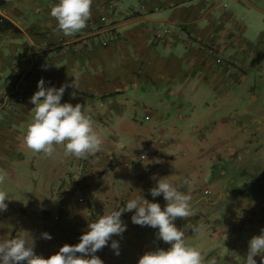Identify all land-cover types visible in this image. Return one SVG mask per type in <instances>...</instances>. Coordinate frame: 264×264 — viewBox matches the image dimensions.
Listing matches in <instances>:
<instances>
[{
	"label": "crops",
	"instance_id": "obj_1",
	"mask_svg": "<svg viewBox=\"0 0 264 264\" xmlns=\"http://www.w3.org/2000/svg\"><path fill=\"white\" fill-rule=\"evenodd\" d=\"M58 2L0 0V190L9 199L0 240L30 232L48 258L138 195L163 209L149 189L168 177L192 197L193 216L175 224L204 264H245L264 229V0H92L87 26L71 37L50 15ZM83 34L88 46L75 50ZM41 78L56 88L77 80L61 103L84 105L102 139L95 156L27 149ZM18 91L23 99L5 107ZM133 214L113 236L120 255L111 241L96 253L104 264H138L170 247Z\"/></svg>",
	"mask_w": 264,
	"mask_h": 264
},
{
	"label": "clouds",
	"instance_id": "obj_2",
	"mask_svg": "<svg viewBox=\"0 0 264 264\" xmlns=\"http://www.w3.org/2000/svg\"><path fill=\"white\" fill-rule=\"evenodd\" d=\"M91 5L92 0H59L51 7L50 15L56 20L58 31L71 37L87 26ZM69 87L76 90L77 80L62 84L59 88L46 87L45 80H39L38 90L29 100L34 105L31 110L34 116L24 135V144L28 150L51 157L56 146L63 145L66 156L78 159L95 156L101 150L102 139L94 130L91 117L85 114L84 105L61 103ZM4 179L0 175V184ZM184 184L190 185V181L186 179ZM149 194L153 199L163 196L166 202L163 209L159 203L150 202L143 195H138L127 202L126 211L113 210L110 214L102 215L96 222L88 223L78 244H65L48 258L35 252V238L30 232L23 231L15 238L0 240V264H104L96 253L108 247L109 241L114 254L120 255L119 242L113 236L122 238L127 230V224L121 219L124 212H134L132 224L158 229L157 238L170 245L167 250L157 248L145 252L138 264H204L202 252L186 243L184 231L175 224L178 218L187 220L193 216L191 195L180 191L169 182L168 177L159 178L155 186L149 189ZM6 200H9L8 193L0 190V212L7 211ZM199 230L198 226L192 228L193 232ZM41 238L52 239L46 232L41 234ZM257 256L261 257L260 264H264V229L249 240L245 264H257L254 259ZM208 264H216L215 259L208 261Z\"/></svg>",
	"mask_w": 264,
	"mask_h": 264
},
{
	"label": "built area",
	"instance_id": "obj_3",
	"mask_svg": "<svg viewBox=\"0 0 264 264\" xmlns=\"http://www.w3.org/2000/svg\"><path fill=\"white\" fill-rule=\"evenodd\" d=\"M84 35V34H83ZM83 35L79 36L77 41L74 43V46H75V50H80L81 48H87V38L83 37ZM118 39V35L116 33H112V34H109L108 37L101 42V44L103 46L105 45H108L109 43H112L114 41H116ZM27 75H25L24 77H22V81L20 84L23 85V82ZM24 95L22 92L18 91L17 93L15 94H12V95H8L6 98L3 99V105L5 107H9L11 106L13 103H16V102H19L23 99Z\"/></svg>",
	"mask_w": 264,
	"mask_h": 264
},
{
	"label": "rangeland",
	"instance_id": "obj_4",
	"mask_svg": "<svg viewBox=\"0 0 264 264\" xmlns=\"http://www.w3.org/2000/svg\"><path fill=\"white\" fill-rule=\"evenodd\" d=\"M263 31H264V27H263Z\"/></svg>",
	"mask_w": 264,
	"mask_h": 264
}]
</instances>
